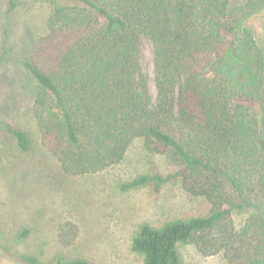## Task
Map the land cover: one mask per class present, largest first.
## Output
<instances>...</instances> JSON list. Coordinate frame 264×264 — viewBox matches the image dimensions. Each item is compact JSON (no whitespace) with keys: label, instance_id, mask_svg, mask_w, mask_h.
Masks as SVG:
<instances>
[{"label":"trees","instance_id":"1","mask_svg":"<svg viewBox=\"0 0 264 264\" xmlns=\"http://www.w3.org/2000/svg\"><path fill=\"white\" fill-rule=\"evenodd\" d=\"M19 2L9 0V14ZM47 3L48 33L21 59L37 86L41 148L34 150L27 131L0 118V171L15 174L17 161L36 154L39 164L46 157L58 164L64 185L118 167L141 141L148 155L166 156L174 171L152 170L116 181L118 187L159 193L175 184L204 199L209 210L138 226L130 250L140 264H182L185 245L228 264H264V0L240 7L232 0ZM252 18L261 20L260 31L249 24ZM7 25L0 65L13 51ZM143 38L153 44L156 94L142 64ZM43 173L32 182L53 189L57 180ZM67 205L73 209L75 202ZM42 211L49 217L46 202ZM34 230L23 228L17 239ZM54 230L48 245L20 258L92 264L69 252L81 227L62 219ZM45 247L56 249L53 257Z\"/></svg>","mask_w":264,"mask_h":264},{"label":"rangeland","instance_id":"2","mask_svg":"<svg viewBox=\"0 0 264 264\" xmlns=\"http://www.w3.org/2000/svg\"><path fill=\"white\" fill-rule=\"evenodd\" d=\"M48 1L20 0L9 14V0H0V48L5 43L9 22V45L13 50L0 65V118L27 131L36 151L41 148V134L34 116L37 86L21 59L48 33ZM232 1L235 7H240L245 0ZM249 24L261 30L259 18H252ZM140 48L143 68L156 94L153 44L143 38ZM34 155L17 161L15 174L0 171V264H26L20 254L32 255L36 249L48 245L54 238L55 225L62 219L81 227L78 242L69 250L71 255L89 258L92 264H140L130 250L131 237L138 226L143 223L160 226L209 210L204 199L188 196L175 184L166 185L159 193L152 188L122 191L118 187V182L130 181L152 170L174 171L166 156L148 155L141 141L130 148L125 162L118 167L97 175L62 180L66 182L64 185L59 183L58 164L46 157L41 165ZM39 171L44 172V177L57 180L53 189L48 184L32 182ZM28 172L34 173L26 175ZM28 176L31 177L27 182ZM71 199L75 202L73 209L67 205ZM42 202L49 206L53 222L42 216ZM28 226L35 228V233L19 241V232ZM179 251L182 264H228L218 256L202 255L193 245L180 246ZM55 252L54 248H46L48 258Z\"/></svg>","mask_w":264,"mask_h":264}]
</instances>
